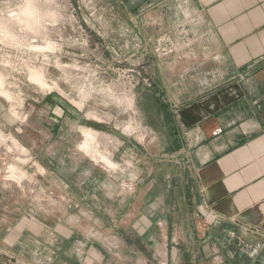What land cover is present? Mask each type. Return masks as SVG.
<instances>
[{
  "label": "crops",
  "instance_id": "crops-1",
  "mask_svg": "<svg viewBox=\"0 0 264 264\" xmlns=\"http://www.w3.org/2000/svg\"><path fill=\"white\" fill-rule=\"evenodd\" d=\"M120 1L150 5L151 22L172 21L183 39V54L158 56L135 106L154 135L148 158L166 166L148 172L138 201L112 203L109 235L120 242L101 261L77 247L89 233L71 216L69 227L17 224L0 264H264V0ZM163 7H182L183 31Z\"/></svg>",
  "mask_w": 264,
  "mask_h": 264
},
{
  "label": "rangeland",
  "instance_id": "rangeland-1",
  "mask_svg": "<svg viewBox=\"0 0 264 264\" xmlns=\"http://www.w3.org/2000/svg\"><path fill=\"white\" fill-rule=\"evenodd\" d=\"M149 8L0 0V249L19 223L38 231L60 219L69 227L73 216L80 234L89 233L77 247L94 248L101 261L102 249L119 241L109 235L112 203L132 205L148 172L166 166L148 158L154 135L135 106L158 56L184 48L172 21L152 23ZM157 36L169 41L158 45Z\"/></svg>",
  "mask_w": 264,
  "mask_h": 264
},
{
  "label": "bare ground",
  "instance_id": "bare-ground-1",
  "mask_svg": "<svg viewBox=\"0 0 264 264\" xmlns=\"http://www.w3.org/2000/svg\"><path fill=\"white\" fill-rule=\"evenodd\" d=\"M86 144V143H85ZM87 146V145H86ZM82 147H84V146H82ZM84 149V148H83Z\"/></svg>",
  "mask_w": 264,
  "mask_h": 264
}]
</instances>
